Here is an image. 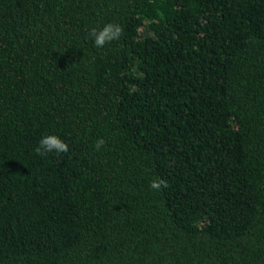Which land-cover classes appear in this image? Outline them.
<instances>
[{
	"label": "trees",
	"instance_id": "16d2710c",
	"mask_svg": "<svg viewBox=\"0 0 264 264\" xmlns=\"http://www.w3.org/2000/svg\"><path fill=\"white\" fill-rule=\"evenodd\" d=\"M0 264H264V0H0Z\"/></svg>",
	"mask_w": 264,
	"mask_h": 264
},
{
	"label": "clouds",
	"instance_id": "9594fccd",
	"mask_svg": "<svg viewBox=\"0 0 264 264\" xmlns=\"http://www.w3.org/2000/svg\"><path fill=\"white\" fill-rule=\"evenodd\" d=\"M123 28L119 24L108 23L103 26L102 29L92 28L89 32V36L94 40V46L97 48H103L105 44L118 40L122 35ZM105 144L104 139L98 138L95 143L97 151ZM68 145L60 139L57 135H45L40 141L38 146L35 148V152L38 155H45L50 152H68ZM167 187V181L157 177L152 180L150 188L154 190H161V188Z\"/></svg>",
	"mask_w": 264,
	"mask_h": 264
}]
</instances>
